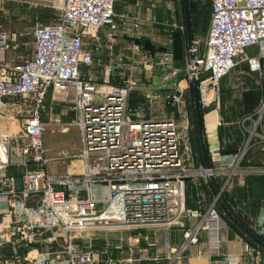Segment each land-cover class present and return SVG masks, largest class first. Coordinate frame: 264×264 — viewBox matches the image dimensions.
<instances>
[{"label": "built area", "instance_id": "built-area-1", "mask_svg": "<svg viewBox=\"0 0 264 264\" xmlns=\"http://www.w3.org/2000/svg\"><path fill=\"white\" fill-rule=\"evenodd\" d=\"M22 1L58 8L59 15L53 23L33 27L32 54L13 64L5 58L13 36L0 27V102L29 100L21 131L0 132V264H95L96 240H103L106 254L113 245L108 234L116 232L114 248L133 251L142 235L122 233L145 227L161 231L160 251L150 257L155 263L178 264L203 234L204 248L196 250L197 257H206L208 264H243L242 257L251 251L249 241L240 253L221 251V220L227 213L220 211L219 201L220 194H230L235 178L264 177V163L243 164L250 150L264 146V94L252 111L238 117L242 139L233 151L208 142L206 116L218 107L220 80L240 61L262 75L264 0H209L204 47L199 49L198 39L187 47L184 76L196 81L200 109L207 110L202 129L208 166L194 148L193 124L178 81L166 98L178 107L180 121L145 118L143 109L134 110L129 103L135 83L111 81L117 66L94 63L84 49L85 32L92 30L95 36L99 28L111 46L118 28L117 0ZM123 23L138 34V18H123ZM129 48L140 52L138 44ZM171 55V50L162 51L151 69L172 73ZM94 66L102 68L101 79L83 71ZM67 87L73 90L70 123L78 132L80 172L53 174L47 170L43 100L49 89ZM52 122L62 125L57 116ZM13 165L20 168L18 175L10 169ZM188 184L196 187L190 207ZM97 185L105 187L102 196L94 191ZM251 222L246 223L264 237V197ZM172 228L181 232L177 245L171 241ZM123 260L136 261L132 256ZM105 261L117 262L110 256Z\"/></svg>", "mask_w": 264, "mask_h": 264}, {"label": "crops", "instance_id": "crops-1", "mask_svg": "<svg viewBox=\"0 0 264 264\" xmlns=\"http://www.w3.org/2000/svg\"><path fill=\"white\" fill-rule=\"evenodd\" d=\"M166 1L167 0L164 1V4H166ZM161 6H163L162 1L155 4L152 0H117L114 8L116 14L115 21L118 28L115 31L111 46L109 47V42L105 38V29L99 28L95 31V36L92 30L85 32L84 49L91 52L94 63H97L98 61L101 65L113 63L117 66V69L109 77L111 81L122 82L125 79H130L135 83V87L131 91L129 99L132 109H143L145 118L151 117L163 119L173 117L179 122L178 107L169 101L166 96L174 90V87H170L173 81H178L177 86L184 88L183 99L185 101V107L188 109L189 97L191 93L193 96V92L191 80L185 79V74L183 73L187 59V39L186 43L180 50L173 40L176 33H174L172 29L163 25V22H159L158 20L157 22H153V18H156V16L158 17V10ZM123 18H126L128 21L132 20V18H138V34H136L129 26L130 23H123ZM171 23V26L174 27L175 23ZM177 33L181 34L179 29L177 30ZM31 44L33 47L32 42ZM134 44H138L140 47V52L138 54L134 53L133 50L129 48L130 45ZM16 46H18V44H16V42L13 43L11 40L10 48L6 52V62L11 64L18 62L12 59L9 60V53L12 54L14 58L23 57L20 54L19 49L17 50ZM13 48L16 49L14 50ZM167 50H171L172 52V55L167 57L168 61L171 63L172 73L167 74L162 72L160 75H156V71H160V68L155 67L151 69L150 65H152L151 63L162 51ZM262 65L263 73L259 76L248 70L246 62L240 61L227 76L220 80V98L223 94L225 96L233 95L230 98V101L225 99L222 101V104H220V99L217 109L208 111L207 140L210 144L216 145V143H218L221 144L223 149H227L235 143H237V147L241 142L242 136L239 132L236 121L240 115L252 111L264 94V58L262 59ZM83 71H87L90 76L95 79H101L103 77L102 68L97 66L89 67L88 69L83 67ZM174 74L175 76L173 77ZM235 74H238V76ZM249 75L255 76V80L246 82L245 78L247 79L246 76ZM230 77L231 79L228 80ZM71 89V87H67L65 90L58 92L49 89L46 97L55 92V96L57 95L56 97H60L62 100L64 95H71ZM234 91L238 92L234 93ZM236 97L239 99L235 100ZM17 103H19V101L16 103H4L5 105L8 104V107L6 109L2 108L3 113L6 116L2 114L0 115V132L9 131L15 133L17 126L20 125V119L13 113V110L17 108ZM231 109L234 110L233 113L238 115L230 121H224L221 112L225 115L230 113L232 111ZM187 111H189V109ZM188 115H190V112ZM216 115L220 118V124L214 125L215 118L217 119ZM56 116L61 118L62 126H64L65 123L69 125L74 113L70 118H66L63 115ZM219 130L220 132L222 131V134L224 133L223 137H221ZM237 137H240V140H237ZM75 162H77L78 167L77 172L75 173H78L80 172V160L77 158ZM246 163L257 165L263 164L264 146H257L250 150L243 159V164ZM47 170L51 172L48 168V164ZM237 179H239L237 187H241L245 182V179L241 177H237ZM187 194L190 196L189 192H187ZM137 233L142 235V237L140 238V242L134 246L135 249L133 251H129L125 247H123L121 251L114 248V245L117 244L115 238L118 233L116 232L108 234L110 238L109 241L112 242L113 245H108L106 254L102 253V250L105 248L103 240H96L95 264H126L123 258L128 256H132L136 259L134 264H166V261L164 260L157 263L150 260V257L155 253H158L161 248L162 237L160 229L145 227L137 230L124 231L122 234L126 236L128 234L136 235ZM249 234L250 233L243 226L230 225L222 219L221 251L223 253H240L243 243L249 241L251 251L242 257L243 264H264V243L252 239ZM101 237L102 234H100L99 238ZM171 241L175 245L181 242V232L178 228L171 229ZM150 242H153L154 245L149 246L148 243ZM198 248H204L203 234L201 235L200 243L198 245L189 246L184 253V258L178 264H208L206 257H197L195 255ZM106 256L113 257L117 262L107 263L105 261Z\"/></svg>", "mask_w": 264, "mask_h": 264}, {"label": "rangeland", "instance_id": "rangeland-1", "mask_svg": "<svg viewBox=\"0 0 264 264\" xmlns=\"http://www.w3.org/2000/svg\"><path fill=\"white\" fill-rule=\"evenodd\" d=\"M163 2V6L158 10V17L156 16V21L163 22L162 24L167 26L169 29H172L176 36H174L173 40L176 43V46L181 50L182 46L186 43V28L184 23V10H183V0H167L166 4H164L165 0H160ZM155 2V4L159 3ZM187 1V10H189L191 17L197 15V20L195 22H191V26H189L191 39H198L199 49L202 51L204 47V38L207 26L209 24L210 19V2L209 0H186ZM171 3V4H170ZM169 5V6H167ZM59 15V9L51 7L49 5H37V6H29L25 1L22 0H0V27L5 31L13 35L12 42H16L18 46H16L17 50L19 49L20 54L24 57H28L32 54V29L38 24H47L53 23L56 21ZM159 18V19H158ZM155 22V21H154ZM174 22V27L171 26ZM183 26V28H181ZM180 27V28H179ZM180 30L181 34L177 33V30ZM172 32V34H173ZM188 47V43L187 46ZM16 48H13L14 50ZM12 52V51H11ZM9 60L12 59L14 61H20L22 58H14L12 54H8ZM184 73V72H183ZM181 74V73H180ZM233 74V73H231ZM238 76V74H235ZM245 78L246 82H251L255 80V76L249 75ZM228 78V80H230ZM223 81V80H222ZM221 81V82H222ZM249 84V83H248ZM240 87V86H239ZM58 92V91H57ZM238 91H234L236 93ZM52 93V92H51ZM55 93V92H54ZM52 93L49 96H45L44 98V111L42 112L41 118L46 124L45 131V139H44V147L46 149V157L48 158V168L53 174H63V173H75L77 172V155L79 152V143H78V132L74 125L69 122L62 125H54L52 119L56 115H63L66 118H70L73 114L71 104L73 101V90L71 89V95H67L63 97V101L60 97H56L55 94ZM233 94L225 96L221 95V103L222 101L227 99L230 101V98ZM66 97V98H65ZM239 98H235L238 100ZM21 100L17 103V108L13 110V113L17 118L20 119V124L23 118L27 115L29 111L28 106V98L27 100ZM25 101V102H24ZM7 101L6 99L1 100L0 102V115H5L3 113L2 108L6 109L8 104H4ZM240 103V100H239ZM232 110V109H231ZM223 111V110H222ZM232 110L230 113L225 114L221 112L224 121H230L238 114L233 113ZM204 114V113H203ZM8 115V113H7ZM6 116V115H5ZM14 116V115H12ZM22 118V119H21ZM52 118V119H51ZM202 119V118H201ZM192 121V119H191ZM20 125L17 126L15 133H19L21 130ZM221 130V129H220ZM219 130V132H220ZM222 132V131H221ZM220 132V133H221ZM192 133V131H191ZM224 136V133H221V137ZM17 175L20 173V168L13 165L10 167ZM238 179L235 178L233 180L231 191H234V188L238 186ZM195 189L196 187L193 184L188 185V192L190 196H188V206H193L195 202ZM96 195L102 196L105 193V187L102 185H97L94 189ZM236 198V197H235ZM237 201H232V208L238 212L243 218H245L249 223L254 217V214L258 211V206L249 205V207L244 204V202L240 201L237 197ZM220 211H226L231 214L228 209L225 207L224 203L220 200ZM247 206V207H246ZM248 215V217H247ZM232 216V215H231ZM228 216H224L223 219L226 221ZM252 223V222H251Z\"/></svg>", "mask_w": 264, "mask_h": 264}, {"label": "trees", "instance_id": "trees-1", "mask_svg": "<svg viewBox=\"0 0 264 264\" xmlns=\"http://www.w3.org/2000/svg\"><path fill=\"white\" fill-rule=\"evenodd\" d=\"M188 12H190L188 10ZM188 17H189V26H191V22L195 20H197V15H195L194 17H191L190 13H188ZM188 109L190 112V117L192 119V124H193V133H192V140H193V145L195 150L197 151V153L199 154V161H202V156L200 154V145H199V140H198V132H197V125H196V114H195V107H194V99L192 96V93L190 94L189 97V104H188ZM207 111L205 109H200L201 112V118L203 113ZM203 137L205 140V145H206V138L205 135L203 133ZM240 138V137H239ZM238 137L236 138L237 140H240ZM237 143H235L234 145H232L230 148L225 149V151H233L236 148ZM189 185V184H188ZM188 191V188H187ZM224 196L225 198L228 200V202L230 203V205L232 206L233 203L232 201H237V197L239 198L240 201L244 202V204H246L248 207L249 205H259L260 199H262L264 197V177H253V176H248L245 178V182L244 185H242L241 187H236L234 188V191L227 193L224 192ZM236 197V198H235ZM188 201V200H187ZM188 204V202H187ZM246 206V207H247ZM238 213V212H237ZM232 214L228 213V218H226V222L227 224L230 225H238V226H242L233 216H231ZM238 215L249 224V222L243 218L239 213ZM251 236L252 239H255L257 241H259L258 239H256L253 235L249 234Z\"/></svg>", "mask_w": 264, "mask_h": 264}, {"label": "water", "instance_id": "water-1", "mask_svg": "<svg viewBox=\"0 0 264 264\" xmlns=\"http://www.w3.org/2000/svg\"><path fill=\"white\" fill-rule=\"evenodd\" d=\"M183 10H184V23L186 28V36H187V43L188 45H192L191 41V34L189 30V17H188V10H187V1L183 0ZM191 58V56H190ZM161 71H156V75H160ZM182 75V74H181ZM183 76V75H182ZM192 92H193V99H194V107H195V114H196V125H197V132H198V140L200 145V151L201 155L203 157L204 164L208 166L207 162V155L204 145V138H203V129H202V119H201V112H200V106L198 101V90H197V83L194 79H192ZM175 83V81H173ZM213 185L216 190H220V187L217 185L215 179L212 178ZM220 198L222 202L224 203L225 207L228 209V211L232 214V216L255 238H257L259 241L264 243V237L258 234L254 229H252L239 215L238 213L232 208L228 200L225 198L223 194H220Z\"/></svg>", "mask_w": 264, "mask_h": 264}, {"label": "bare ground", "instance_id": "bare-ground-1", "mask_svg": "<svg viewBox=\"0 0 264 264\" xmlns=\"http://www.w3.org/2000/svg\"><path fill=\"white\" fill-rule=\"evenodd\" d=\"M206 117H207V120H208V118H209V114H208Z\"/></svg>", "mask_w": 264, "mask_h": 264}]
</instances>
